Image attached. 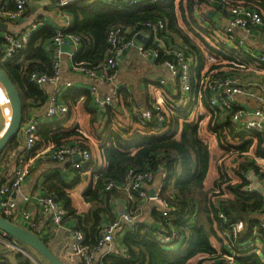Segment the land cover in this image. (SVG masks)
<instances>
[{
    "label": "trees",
    "instance_id": "obj_1",
    "mask_svg": "<svg viewBox=\"0 0 264 264\" xmlns=\"http://www.w3.org/2000/svg\"><path fill=\"white\" fill-rule=\"evenodd\" d=\"M104 1L80 0L62 10L71 21L69 28L61 32L63 37H74L80 42L79 50L74 55L76 66L84 64L93 69L106 62L108 34L112 28L123 26L130 29L131 36H134V33L144 29L143 24L160 21L166 24L167 33L163 36L169 39L170 44L188 50L198 63L194 71V96L196 92L202 91L200 81L203 74L205 79L220 67L253 64L244 52L226 50L220 43L216 36L220 27L214 22V18L220 17L218 13L228 16L224 7L241 5L259 12L264 23V0H215L219 5L217 9H212L208 0H186L185 4L184 0H162L156 4L144 2L133 5L125 0H115L110 4ZM8 3V9L14 10L13 0H0V8ZM197 4L203 7L199 9V14H195ZM57 35L58 30L44 28L32 36L27 48L15 55L12 62L0 61L2 69L20 92L24 122L30 121L27 120L30 109L47 105L48 95L30 82V76L39 72L49 75L52 73V61L47 47ZM5 45L4 38L0 37V47ZM2 55L0 53V58ZM125 90L129 89L122 88L120 94L125 105L129 106V100L125 101ZM80 94L78 99L84 101L87 92L81 91ZM203 108L209 114H204ZM177 113L179 116L171 121L165 133L149 135L139 134L131 129L113 130V123L107 120V117L111 120L109 116L99 118L100 125H104L105 130L100 134L102 141L98 144L102 166L98 167V159L96 163L90 162L93 170L99 168V171H94L89 187L83 192L84 201L92 207L84 216L76 215L66 193L75 187L83 170L75 171V179L71 184H65L59 174L51 179L48 176L44 179V190L64 206L67 213L64 221L77 218V230L85 236L84 246L92 251L97 248L99 235L105 227L102 224L105 210L100 204L106 202L104 197L109 201L117 193L106 192L104 185L112 181L122 183L131 170H153L156 176L161 168L164 169L160 197L168 201L172 209L166 226L182 235L183 246L177 251L163 249L153 239V229L145 223H138L124 236V246L129 258L113 254L105 258L103 264H205L218 258V251L213 247L212 240L225 246L223 236L229 224L238 221L244 223V231L236 244L249 239L258 227L264 213L263 195L260 192L243 193L242 189L248 184L243 177L244 173L252 172L264 184V167L258 165L256 160L246 158L252 155V145L258 143V150L253 154L264 165V149L260 138L247 139L246 136L235 135L229 119L219 109L210 106L205 92L201 105L196 103ZM221 115L228 120L220 122ZM201 131L213 136L218 149L216 183L212 190H207L205 185L212 160L211 146L209 137L204 140ZM74 135L81 136L76 129L66 131L61 128L60 123L41 127L37 133L34 155L45 151L48 146L52 149L64 147ZM79 141L83 144V149L88 148L85 139ZM15 146L16 140L0 157V165L7 152ZM5 180L6 174L0 171V185ZM224 191H229L232 197H225ZM220 213L226 216L228 224L219 218ZM154 217L156 221L160 219L157 213ZM10 221L13 222V219ZM259 236L264 245V230H259ZM222 252L227 253L224 247ZM202 257L209 258L201 259ZM15 260L16 264H33L23 254H15ZM237 261L239 264H264L257 255L241 257ZM0 264L12 262L4 255L0 257Z\"/></svg>",
    "mask_w": 264,
    "mask_h": 264
},
{
    "label": "built area",
    "instance_id": "obj_2",
    "mask_svg": "<svg viewBox=\"0 0 264 264\" xmlns=\"http://www.w3.org/2000/svg\"><path fill=\"white\" fill-rule=\"evenodd\" d=\"M41 1L45 0H13L14 10L8 9L9 3L0 8V23L15 24L25 16L26 10L32 2ZM79 1L60 0L55 5L56 12L64 21L58 29V35L47 47V52H49L52 61V73L49 75L39 72L30 76V82L44 91L49 97L45 117L48 121L55 120L61 123L67 118L70 111L68 105L61 104L58 101L62 93V90L58 88L62 79L61 60L64 56L62 47L70 46L75 53L79 50L80 42L79 39L74 37H63L61 32L69 28L71 21L62 10ZM95 1L92 0V2ZM114 1L105 0L104 2L110 4ZM159 1L162 0H125L130 5L144 2L156 4ZM183 3L185 4L186 0ZM208 3L212 9L219 7V5L214 6L217 3L215 0H208ZM200 8L202 9L203 7L197 4L195 14H199ZM224 10L228 16H224L221 13L218 14L220 15V21L222 19L226 25L221 27L217 24L220 27V31L216 32L217 38L226 47V50L249 54L256 59L255 63L236 65V67H220L215 69L205 79L203 74L200 81V89L202 91L196 92V96H194V71L197 69L198 63L188 50L171 45L169 39L163 36V34L167 33L165 23L162 21L145 23L143 24L144 29L134 33V36H131L132 32L128 28L123 26L114 27L108 34L109 50L106 62L93 69L88 68L84 64L76 66L92 83L89 92L97 106L99 118L105 119L109 113L115 114L120 113L118 111H128L133 118V123H136V125H133V132L144 135L152 133L162 134L168 130L167 127L171 121L179 116L177 112L185 111V109L193 107L196 103L201 105L205 92L207 93L210 106L219 109L227 115L232 123V132L235 135L246 136L247 139L260 138L261 147L264 149V92L245 89L238 76L246 69H256L258 66H264V55H255L253 50L235 33V30H239L243 36L249 37L255 28L263 24V18L255 9L246 6L229 5L224 7ZM44 26V22L39 19L20 34H5L6 45L0 61L2 63L12 62L15 55L27 48L32 36L47 27ZM139 36L142 37L141 39L145 43L140 42L138 45L136 40H138ZM133 49L136 50L139 57L143 60L154 64L161 62L160 68L168 73L172 81L169 84L165 79L156 80L154 77L151 78L149 87H152V91L144 108L135 105L133 101H129V106L125 105L120 91L122 88H128L127 86L116 87L113 92L106 95H101L99 92V84L112 83L113 85L119 79L120 60L125 54L129 55ZM158 86L166 89L167 92L161 95L154 94V90L159 91ZM49 87H53L54 90L51 92L47 91ZM69 87L68 85L67 88ZM240 97L252 99L256 103L251 112L247 111V108L240 109ZM247 117L249 119H246ZM45 125L46 123L24 122L16 139V146L7 152L3 163L0 165V171L6 174L5 182L0 185V216L8 220L13 219V223L32 232L39 231V223L28 210L19 211L17 195L22 191L27 179L31 176L36 163L40 160L62 163L70 156L79 155L80 160L73 164L71 168L81 171L85 170L93 159V154L90 150L67 146L52 149L47 153L46 151L41 152L37 156L34 155L37 133ZM112 129L116 128L112 127ZM3 132L0 129V138ZM208 135L210 134L206 131H201V136L204 140L208 139ZM248 157L250 160L255 159L254 155H249ZM255 160L258 165H263L262 161ZM99 166L101 168L102 165ZM99 168L94 169V171H99ZM243 177L248 183L242 189L243 193L260 192L256 183L264 187V184L260 181H253L255 175L252 172L244 173ZM154 179L155 172L153 170L145 172L131 170L126 174L122 183L114 181L106 183L103 188L106 192L124 191L127 197L131 201H137L138 205L132 206L131 211H125L120 218L106 225L99 235L97 248L92 251L84 246V234L77 229L72 230L69 242L62 247L64 258L58 257L65 264H96L97 261L98 264H103L105 258L115 254L112 253V245L115 243L119 231L124 225L130 228L135 227L138 224L143 205L148 202L154 203L155 212L160 218L154 226L153 239L167 251L180 249L183 246L184 239L175 229H168L166 226L172 209L169 202L160 197L161 187L156 191L155 197L150 195L148 187L153 184ZM261 194L263 195L264 203V193ZM170 198L173 199L172 196ZM38 206L43 215H51L53 227L62 226L67 213L64 206L57 201L55 196L48 192L40 195ZM219 218L228 224L227 218L223 213L219 214ZM258 229L264 230V213L251 237L243 243L236 244L244 231V223L238 221L229 224L223 236L225 247H228L229 250L225 254L218 251V258L205 264H239L237 261L239 258L249 255H257L264 261V245L260 239ZM1 244L15 254H25L23 247L4 232H0ZM3 245L1 246L4 247ZM177 246L178 248H176ZM124 256L129 258L127 253H124ZM207 258L209 257H202L201 259ZM30 260L32 263L39 264L33 257Z\"/></svg>",
    "mask_w": 264,
    "mask_h": 264
},
{
    "label": "crops",
    "instance_id": "obj_3",
    "mask_svg": "<svg viewBox=\"0 0 264 264\" xmlns=\"http://www.w3.org/2000/svg\"><path fill=\"white\" fill-rule=\"evenodd\" d=\"M46 1V0H45ZM39 2H32L25 13V16L16 22L15 24L8 25L7 29H3L0 27V37L4 38L5 34H20L26 28L31 26L36 20L41 19L45 26V28H51L58 30L64 21L62 17L59 16L58 12H56L55 6L49 5L48 9L37 6ZM214 6H218V3H215ZM213 16V14L211 15ZM210 16V17H211ZM213 18V17H212ZM214 22H216L221 27L225 26L226 23L223 20L219 19V16L214 18ZM44 29V28H43ZM235 33L238 37L243 40L247 46H249L255 55H264V23L259 27L255 28L252 31V34L249 37H245L242 35L241 31L235 30ZM138 45L140 44L139 40H136ZM4 46L0 47V53L3 54ZM76 53V52H75ZM64 53V56L61 60V69H62V79L58 85V88L62 90L58 101L61 104L68 105L70 107L69 114L67 118L61 123L55 120H47L46 117V106L36 107L34 109H30L27 115V120L35 123H46L45 126L53 125L56 123L61 124V128L66 131L70 130H78L81 136H72L69 142L66 144L67 147H79L83 150V144H80V139H85L86 144H88V150H90L93 154L92 163H96L98 159V167L101 165V151L98 149V144L102 141L100 134L103 133L104 125H100L101 121L99 120L97 106L93 101V98L89 92L91 87V81L76 67L74 62V55ZM253 63L256 62L249 54H246ZM161 62L152 63L146 60H143L139 57L138 53L135 49H133L129 55L125 54L120 60V77L119 79L112 85L109 84H99V92L101 95L110 94L117 87L122 88L123 86L128 87V91H124L125 101H133L135 105L139 107H145L147 104V97L149 98L151 95L152 87H149L151 84V78H155L156 80L165 79L169 84H171L170 76L168 73L160 68ZM260 67V68H259ZM239 78L241 79V83L245 89L255 90L259 92H264V66H258V68H249L240 73ZM68 85L70 86L69 88ZM169 86V85H168ZM126 88V87H125ZM159 91L154 90V94L161 95L166 93L167 90L159 87ZM168 88V87H167ZM127 89V88H126ZM53 87L47 88V91H53ZM85 91L87 95L85 96L84 101H80L78 97H81L80 92ZM240 109L247 108V111L251 112L252 108L256 106V103L249 98L240 97L239 98ZM72 105V107L70 106ZM119 110V109H117ZM204 114L206 113L204 108L202 109ZM120 113L109 114L111 118L107 120L111 121L116 129L125 130V129H133V118L130 116L128 111H118ZM226 117L227 115L223 113ZM224 115L219 117L220 122H224L228 120ZM209 116V115H208ZM11 119V106L9 100L3 91L0 89V129L5 131L8 127ZM246 119H249L247 117ZM205 120V119H204ZM207 120H209L207 118ZM206 121V120H205ZM231 123V121L229 120ZM48 123V124H47ZM232 124V123H231ZM205 126V125H204ZM44 127V126H43ZM77 132V131H76ZM107 133V131H106ZM207 137V136H206ZM210 151L212 153L211 166L209 170L208 177L206 179V189L212 190L214 188V184L216 183V174H217V166H216V157L218 154V149L216 147L215 141L213 142V136L208 135ZM82 146V147H81ZM56 149V148H55ZM98 149V150H97ZM51 146L46 147V153L51 151ZM258 150V143L252 145L251 151L253 153ZM43 151V152H45ZM37 156V155H36ZM250 160L249 157H246ZM245 158V159H246ZM80 160L78 156H70L64 162H49L40 160L36 163L34 170L32 171L31 176L27 179L22 191L17 195V205L20 212L24 210H28L33 218L39 223V231H37L38 235L47 242L48 246L56 253L61 259H63L62 247L65 246L69 239L71 238V232L74 229L78 228L77 218L68 219L63 222L60 227H53L51 222V215H43L40 212L38 206V199L40 195L46 193L44 190V179L45 177H53L56 174H59L63 182L66 184H71L74 179L75 171L72 169V165L77 163ZM255 160V159H254ZM92 163L83 170V175L80 180L75 184V187L72 190H67L66 193L70 197L71 205L75 209L77 216H84L87 214L92 208L90 204L86 203L83 199V192L89 187V183L91 181L92 175L94 173ZM91 167V168H90ZM261 167H264L261 165ZM93 170V171H92ZM82 172V171H81ZM3 173V172H2ZM165 172L164 169L161 168L155 176L154 182L152 185L148 187L149 191L154 189L157 191L164 179ZM259 182L258 179H256ZM50 183V181H49ZM54 183V182H53ZM115 196H111L110 200L107 201L105 197L102 195L103 202L100 204L102 209L105 210L104 215L102 216V224L104 226L108 225L112 221L121 217V215L125 211H131L132 206H137V201H131L126 192L124 191H116ZM106 193L104 192V195ZM224 196L227 198L232 197L229 191H224ZM28 199V200H27ZM99 206V207H100ZM155 205L152 202H148L142 207L140 218L138 219L139 224H147L149 228L154 229L156 225V219L154 217ZM20 218V217H19ZM130 227L124 225L122 229L119 231L116 237L115 243L112 245V253L124 255L126 252L124 246V236L129 232ZM213 247L222 252L224 247L225 251H228L229 248L223 246L216 240H212ZM225 244V243H224ZM0 246V257H8L12 264H16L15 253L8 251L7 249ZM128 254V253H127ZM37 255V254H36ZM39 258H36L39 264H46V261H43L39 255ZM193 263V262H190ZM98 264V261L96 262Z\"/></svg>",
    "mask_w": 264,
    "mask_h": 264
},
{
    "label": "water",
    "instance_id": "obj_4",
    "mask_svg": "<svg viewBox=\"0 0 264 264\" xmlns=\"http://www.w3.org/2000/svg\"><path fill=\"white\" fill-rule=\"evenodd\" d=\"M60 0H46L41 1L37 6L43 7L45 9L49 8V5L55 6ZM0 27L7 29L8 25L5 23H0ZM142 37L139 36L138 40L145 43ZM62 51L67 54H72L73 50L70 46L62 47ZM0 85L5 92L10 106H11V119L8 127L3 132L0 138V157L3 155L5 150L9 145L18 138L21 131L22 125L24 123V111L22 105V99L18 88L15 86L13 81L9 78L6 72L2 69L0 65ZM33 122V121H32ZM80 158V156L78 155ZM253 181L256 178L253 177ZM259 187L261 193H264V187H261L259 183H256ZM151 197L156 196V191L152 189L150 191ZM0 232L6 233L11 239L16 240L21 247H23L25 254L28 258L32 256L27 253V251H33L40 257H42L48 264H65L56 253L48 246L47 242L43 240L37 232L29 231L16 223L0 216ZM27 250V251H26Z\"/></svg>",
    "mask_w": 264,
    "mask_h": 264
},
{
    "label": "rangeland",
    "instance_id": "obj_5",
    "mask_svg": "<svg viewBox=\"0 0 264 264\" xmlns=\"http://www.w3.org/2000/svg\"><path fill=\"white\" fill-rule=\"evenodd\" d=\"M205 39L207 40V41H210L209 40V38L208 37H205ZM0 87L2 88V86L0 85ZM0 88V89H1ZM1 245H3V244H1ZM4 247H5V249H7V247L5 246V245H3ZM176 248H178V246L176 247ZM9 251V250H8ZM27 251V250H26ZM11 252V251H10ZM28 252V251H27ZM32 257H33V259L35 260V261H37L36 260V258H39L37 255H36V253L35 252H33V251H31V254H30ZM41 259H43L42 257H41ZM43 261H45L44 259H43ZM33 264H35L34 262H33ZM46 264H48L47 262H46ZM191 264H193V263H191Z\"/></svg>",
    "mask_w": 264,
    "mask_h": 264
}]
</instances>
